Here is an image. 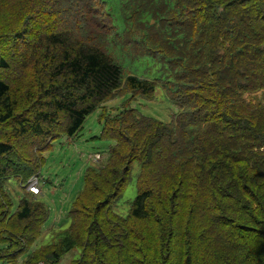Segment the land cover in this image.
<instances>
[{
    "label": "trees",
    "instance_id": "obj_1",
    "mask_svg": "<svg viewBox=\"0 0 264 264\" xmlns=\"http://www.w3.org/2000/svg\"><path fill=\"white\" fill-rule=\"evenodd\" d=\"M30 1L49 18L29 16ZM107 1L0 0V32L43 31L18 56L0 33V264H58L72 249L68 264H264V0ZM9 9L28 18L1 24ZM158 88L176 108L169 121L127 106L99 115L115 173L87 165L68 226L35 246L50 211L26 186L46 142L75 136L118 92ZM9 183L25 193L16 200Z\"/></svg>",
    "mask_w": 264,
    "mask_h": 264
},
{
    "label": "rangeland",
    "instance_id": "obj_2",
    "mask_svg": "<svg viewBox=\"0 0 264 264\" xmlns=\"http://www.w3.org/2000/svg\"><path fill=\"white\" fill-rule=\"evenodd\" d=\"M18 1L19 0H3L8 8L12 7L14 3ZM30 3L32 2H28L26 7H24L29 11V16L32 15L31 17L34 18H49L51 14L47 13V17L43 16L44 11L41 12L40 10H36L38 8L36 3H33L32 6H28ZM112 5L111 1L109 6ZM28 15L18 14L16 17L12 10H5L2 14L1 24H3L6 19H21L22 21L27 19ZM12 26L13 25L6 24L4 30L0 32L3 34L1 45H3L7 52H11L16 56H18L17 53L21 46L25 44V41L30 40L34 42L37 37L41 35V32H43L42 28H40L41 25H35L34 27L36 31H32L28 25L24 24V27L27 28L26 34H22V27ZM44 27H47L46 24L43 26V29ZM20 33L21 36L14 41L12 37L14 35L18 36ZM9 39L12 40L11 43H8ZM129 61L130 58L127 56L121 60L122 64L125 66L129 64ZM12 74V72L7 73L9 77H11ZM121 94L122 93L118 92L116 95H113L106 102L102 103L96 111L92 112L86 118L81 129L75 136L70 138L62 135L52 140L51 145L48 144V141L46 142V150L43 152L41 151L42 157H44L45 160L38 171L40 181L39 186L41 188V194L39 197L48 206L50 215L44 224L46 233L36 241L35 246L49 241L47 233L49 228L61 229L68 226L69 219L66 216V212L69 210L71 202L79 193V190L83 185V173L87 165L96 168L98 172L106 173L108 170L110 171L108 175L111 177L115 173V167H108V162L106 161L108 158L107 148L111 144L113 146L115 142L111 140L109 142L99 138L101 128L104 125L103 116L99 120V115L101 113L105 112L104 115L114 116L127 106L135 108L143 115H148L162 121H169L171 115L176 111V108L161 88L156 90L155 96L152 99H144L135 95L131 96L130 93L124 95ZM256 94L259 95L260 93L258 92ZM25 155H29V153L27 152ZM137 169L138 164L134 165L131 171L132 179L122 190L123 198L114 207V211L120 216H125L128 213V203L136 195L137 187L135 183V173L137 172ZM31 177L33 178L35 176L32 175ZM4 189L16 200L18 199V195L25 193L24 188L15 183L5 185ZM80 255L81 250L72 249L63 255L58 264H68L71 260L78 259ZM208 259H210V257H208ZM38 264L45 263L41 261Z\"/></svg>",
    "mask_w": 264,
    "mask_h": 264
},
{
    "label": "built area",
    "instance_id": "obj_3",
    "mask_svg": "<svg viewBox=\"0 0 264 264\" xmlns=\"http://www.w3.org/2000/svg\"><path fill=\"white\" fill-rule=\"evenodd\" d=\"M27 189L32 192L33 194H39L40 186H39V179L37 177H33L28 181Z\"/></svg>",
    "mask_w": 264,
    "mask_h": 264
},
{
    "label": "clouds",
    "instance_id": "obj_4",
    "mask_svg": "<svg viewBox=\"0 0 264 264\" xmlns=\"http://www.w3.org/2000/svg\"><path fill=\"white\" fill-rule=\"evenodd\" d=\"M41 189V188H40Z\"/></svg>",
    "mask_w": 264,
    "mask_h": 264
}]
</instances>
